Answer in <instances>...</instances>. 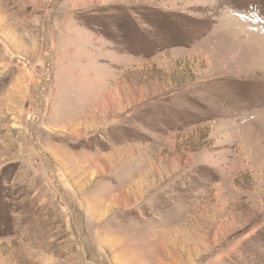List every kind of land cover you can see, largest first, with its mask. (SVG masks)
<instances>
[{"label": "rangeland", "instance_id": "1", "mask_svg": "<svg viewBox=\"0 0 264 264\" xmlns=\"http://www.w3.org/2000/svg\"><path fill=\"white\" fill-rule=\"evenodd\" d=\"M0 264H264V0H0Z\"/></svg>", "mask_w": 264, "mask_h": 264}]
</instances>
